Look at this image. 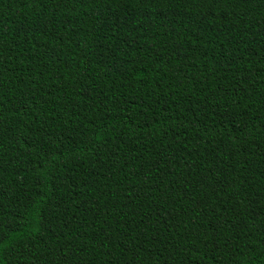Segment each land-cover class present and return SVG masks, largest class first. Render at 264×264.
Returning a JSON list of instances; mask_svg holds the SVG:
<instances>
[{
    "label": "trees",
    "instance_id": "trees-1",
    "mask_svg": "<svg viewBox=\"0 0 264 264\" xmlns=\"http://www.w3.org/2000/svg\"><path fill=\"white\" fill-rule=\"evenodd\" d=\"M0 264H264V0H0Z\"/></svg>",
    "mask_w": 264,
    "mask_h": 264
}]
</instances>
